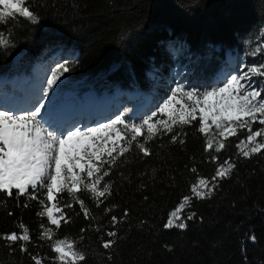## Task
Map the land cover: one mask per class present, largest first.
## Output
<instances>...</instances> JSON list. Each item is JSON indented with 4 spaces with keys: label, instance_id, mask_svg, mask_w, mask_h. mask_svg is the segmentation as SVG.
I'll return each mask as SVG.
<instances>
[{
    "label": "trees",
    "instance_id": "1",
    "mask_svg": "<svg viewBox=\"0 0 264 264\" xmlns=\"http://www.w3.org/2000/svg\"><path fill=\"white\" fill-rule=\"evenodd\" d=\"M31 7L38 24L24 18L0 24V33L9 40V46L0 47V77L27 74L34 61L57 50L70 51L74 56L63 58L71 68L65 76L81 92L121 88L155 96L160 94L156 89L172 83L177 62L187 65L180 81L185 87L206 90L225 63L226 51L264 29V0H32ZM198 125L197 120L175 129L183 144L163 136L149 143V157L135 149L126 154V162L106 178L113 187L105 205L97 208L81 193L95 220L85 219L78 205L65 209L69 222H62L57 237L76 240L86 264H264V155L238 156L233 137L221 153L206 152ZM212 155L218 162L231 158L235 171L207 199H192L186 212L195 213V219L186 220L185 229H166L170 211L191 195L197 174L190 169L214 175ZM15 191L13 197L0 193V203L6 205L0 207V234L19 232L22 222L34 241L29 253L47 257L44 264H58L50 242L37 239L40 225L47 224L37 216L40 204L20 197L19 203L30 207H18ZM61 196L70 199L66 193ZM105 206L115 208L104 215ZM125 210L128 216L112 228L110 215L121 218ZM96 223L118 233L108 250L100 247L101 233L90 227ZM0 264L34 262L0 240Z\"/></svg>",
    "mask_w": 264,
    "mask_h": 264
},
{
    "label": "snow or ice",
    "instance_id": "2",
    "mask_svg": "<svg viewBox=\"0 0 264 264\" xmlns=\"http://www.w3.org/2000/svg\"><path fill=\"white\" fill-rule=\"evenodd\" d=\"M31 4L32 0H0V24L18 18L38 24V14L32 11ZM261 37H264V29ZM7 46L9 40L0 33V47ZM260 53H264V45L257 47L252 55ZM70 71L66 62L59 63L47 77L46 88L33 97L32 106L27 110H0V193L13 197V190H16L18 207H30L29 203L21 205L20 197L40 204L37 216L46 218L47 224L40 225L37 239L50 242L49 247L55 253L54 262L58 264H86L87 259L76 240L57 237L62 222H69L65 209L78 205L85 219L95 220L81 193H87L97 208L105 205L113 187L106 178L119 163L126 162V154L133 149L143 157H149L153 155L149 143L163 136H169L171 143L183 144L184 140L175 129L190 126L198 120V131L206 137V152L221 153L229 146L230 137L245 132L244 138H239L235 145L238 156L251 159L253 155H264V89L252 85L253 77L264 78V64L244 65L237 74H231L222 85L210 90H186L184 85L177 84L156 111L138 122L118 114L97 126L67 128L56 126L50 117L52 97L59 92L63 83L61 77ZM158 113L166 115L167 119L159 118ZM213 126L218 133L215 140L208 135ZM218 161L217 155L211 156V162L217 164L211 178L199 175L195 166L190 169L197 174L190 185L191 195L184 196L170 212L164 225L166 229H185V221L195 219V213L184 216V209L192 199H207L219 186V181L231 177L236 163L231 158ZM62 193L70 198L64 203H61L65 199ZM0 207L6 205L0 203ZM114 208L105 206L104 215L112 213ZM7 214L11 216L13 212L9 210ZM127 216V210L121 218L110 215L111 227L115 228ZM90 227L101 233L100 247L104 250L115 245L116 241L111 238L118 235L116 231H105L99 223ZM18 228L19 232L0 234V240L13 252L18 247L20 252L28 253L34 264H44L47 257L29 253L28 245L34 243L29 228L22 222ZM87 230L81 229V232ZM250 239L255 242V235ZM107 259L111 260V255Z\"/></svg>",
    "mask_w": 264,
    "mask_h": 264
},
{
    "label": "rangeland",
    "instance_id": "3",
    "mask_svg": "<svg viewBox=\"0 0 264 264\" xmlns=\"http://www.w3.org/2000/svg\"><path fill=\"white\" fill-rule=\"evenodd\" d=\"M261 30H259L258 32L254 33V34L250 35L249 37H247L246 39H244L241 42V45L238 49L226 51L225 63L220 68L219 72H217L215 74L214 84L211 85L210 88H208L206 90H210L212 87L222 85V83L224 82L225 79L230 78L231 74H237L239 72V70L241 69V67H243L244 65L251 66L253 64H256V65L264 64V53L252 55V53L255 51V49L257 47L264 45V42L261 38ZM59 51L60 50H57L55 52V54L52 56L45 57L46 60H44V59L42 60L41 63L45 69V73H44V76L41 77L42 82L40 84V87L33 88V89H35V94H31L30 97L25 98V101L21 104L20 107H17L16 109L11 110V111L22 112V111L30 108L32 106L31 101H32L33 97L36 96L42 88H46V79L48 76L51 75V72L55 69V67L59 63L65 62L63 60V58H68L69 56H71V57L74 56V53L71 54L70 51H64V52L62 51L61 53H59ZM181 51L182 50H179L178 52L181 54L182 53ZM180 57H182V54L179 55V58ZM37 66H39V65H37ZM244 71H247V68H244ZM186 72H187V65L180 63V62H177V65L174 67V69L172 70V73H171L172 83L171 84L167 83L165 86V90H163V91L158 90V89L155 90L156 92L160 91L159 93L161 95L156 94L154 96L152 94H147L144 92L138 93L135 90L127 92V91L120 90L117 88H112L109 91L106 89H101L98 92L92 91L95 93V96L97 98L104 96L108 99L106 100L104 106L102 107V110H104V111H102L100 113L101 115L99 117H89L88 119L85 120L84 125L82 127L97 126L100 123L109 122L110 120L114 119L116 117V115H118V114L123 115L126 118H129L132 122H138L139 120H141L146 115H150L153 111H156L158 109V106L164 101V99H166L170 95V89L176 87L177 84L183 85V83H181L180 81H181L182 77L184 76V73H186ZM147 74L149 75L150 78H154L152 72L149 71ZM61 80L63 81V83L59 89V92L54 97H52L51 109H53V108L57 109L56 107L58 105H60L62 102H64L63 103L64 105H62V107L66 105V106H69V109L71 111H75L74 109L77 108L76 106H80L81 103L84 102L83 101L84 100V94L86 93V91L81 92L79 86L76 85V83L69 80V78L65 76V73L61 77ZM252 85L255 88L264 89V78L253 77ZM6 88H7V90H10V88L12 89V86L7 85ZM20 89L21 88H19V90ZM185 89L191 90L190 88H187V87H185ZM2 93H5V92L2 91ZM19 94L21 95V97L19 96L18 98H21V101H22L23 100L22 97L24 95L23 89H21ZM49 95L51 96V93H49ZM136 95L144 96V101L139 100L138 103L131 102V99L129 98V96L133 97ZM0 96H1V92H0ZM11 96H13V95H11ZM66 96H70L71 98H64ZM109 102L111 105L109 108H107V105ZM144 102H146V103H145V106L143 107V109L137 110V109L133 108V107H137L138 104H142ZM45 103H49V102L45 101ZM70 104H71V106H70ZM178 107L179 106L177 105V108ZM146 108L147 109L149 108L148 111L150 110V112L148 113V111H146V112H144V115H142V112ZM0 110H6V109L1 108V106H0ZM134 110H137V113H134ZM77 116L78 115L75 116L74 121L69 126H71L74 122H76ZM158 117L163 118V119H167L166 115L159 114V113H158ZM50 119L52 120L53 117H50ZM255 127L256 126H254V129H255ZM208 135H209V137H211L215 140V138L218 136V133L215 129V126H213L209 130ZM245 135H246L245 132H240L238 134V137H233L236 144L239 142V138H244ZM65 199H62L61 203H64ZM173 210H171V211H173ZM187 215H189V214L186 212V207H185L184 216L186 217Z\"/></svg>",
    "mask_w": 264,
    "mask_h": 264
},
{
    "label": "bare ground",
    "instance_id": "4",
    "mask_svg": "<svg viewBox=\"0 0 264 264\" xmlns=\"http://www.w3.org/2000/svg\"><path fill=\"white\" fill-rule=\"evenodd\" d=\"M38 67L37 65H34L32 68H30V73L28 76H24V75H20V76H15L13 78L7 79L4 77L0 78V89L2 88L1 86L5 83H9L13 88L14 87H19L21 89H23V91L25 92V90L30 91L31 93H28L27 95H23L22 97V101L21 98H18L16 96H11V95H5L1 92V96H0V103L5 107H1L3 109H7V110H14L17 107H20L21 104L25 101V98L30 97L31 94H35V89L37 86H35V84L38 82V79L40 77V75L37 73ZM108 98L101 96V97H96L94 92L88 91L84 94V102L81 103L80 106H76L77 108H75V111H71L69 109V106H63L64 105L62 102L60 105H58L56 108L57 109H52V111H54L55 116H53V119L51 120L52 122H54V124L56 126H62L63 127H68L75 119V116L79 113H85L84 115H87V119L88 117H99L102 111V107L104 106L106 100ZM110 102L107 105V108L110 107ZM7 106H9V108H7ZM71 106V104H70ZM69 115H71L69 117ZM52 116V115H51ZM69 118V119H68ZM81 119V118H80ZM79 119V122H80ZM84 125V122H83ZM82 125V126H83ZM80 126V127H82Z\"/></svg>",
    "mask_w": 264,
    "mask_h": 264
},
{
    "label": "water",
    "instance_id": "5",
    "mask_svg": "<svg viewBox=\"0 0 264 264\" xmlns=\"http://www.w3.org/2000/svg\"><path fill=\"white\" fill-rule=\"evenodd\" d=\"M82 114L84 115L85 113H82ZM70 116H71V115H69V117H70ZM75 126H76V125H75ZM250 242H251V243H253V241H252V240H250Z\"/></svg>",
    "mask_w": 264,
    "mask_h": 264
}]
</instances>
